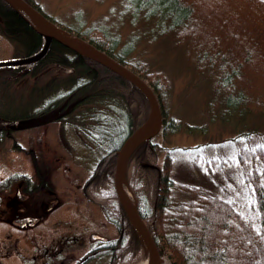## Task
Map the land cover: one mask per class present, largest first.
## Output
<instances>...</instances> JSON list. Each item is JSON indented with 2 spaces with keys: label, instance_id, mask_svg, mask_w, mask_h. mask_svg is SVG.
<instances>
[{
  "label": "trees",
  "instance_id": "1",
  "mask_svg": "<svg viewBox=\"0 0 264 264\" xmlns=\"http://www.w3.org/2000/svg\"><path fill=\"white\" fill-rule=\"evenodd\" d=\"M25 1L65 34L104 52L151 87L161 109L157 135L163 140L178 134L208 136L217 129L234 135L229 142L221 144L264 136V0H127L129 7H125L124 13L130 16L134 32L124 43L119 35L101 28H85L83 22L65 26L46 15L33 0ZM0 17V31L17 45L21 58L43 50L44 35L3 0H0ZM148 40L162 47L164 53L172 51L180 55L185 61L179 67L184 62L183 67L192 70L200 85H210L208 109L201 118L190 116L185 104L181 109L177 104L172 105L173 87L165 72L152 71L147 63L133 58L139 44ZM26 66L34 68L24 76L21 72ZM60 68H70L72 72L48 77L55 69L63 71ZM9 69L12 79L18 78L9 82L7 89L2 85L5 90L0 102V123L4 125H0V136L12 135L13 129L7 124L30 122L63 109L60 118L63 138L66 130L73 128L96 147L104 148L99 167L106 164V172L96 174L91 181L104 180L106 196L115 197L112 183L116 154L150 116V102L143 91L125 77L56 41H52L38 61ZM27 76L38 81L27 87L18 103L10 104L17 107L16 112L4 113L1 105L11 95L8 90ZM69 106L72 108L65 112ZM155 136L142 141L131 152L126 179L137 200L139 214L161 254L172 264H264L261 173L253 167L247 175L260 213L258 232L231 202L205 192L191 200L173 194L177 188L187 191L177 186L173 178L176 152L185 150L163 145ZM163 151L166 154L161 158ZM245 155L255 162L254 152L249 150ZM239 159L242 161L243 156L239 155ZM39 170L36 180L46 181L45 174ZM36 180L14 175L0 182V192L25 182L22 190L33 193L37 200L42 191L33 184ZM92 196L101 200L98 193L93 192ZM111 205L110 200L105 205L110 213ZM1 216L7 217L0 212ZM124 227H128L129 241L125 238L121 259L113 264H132L146 253L142 237L125 216ZM132 248L134 253L130 252Z\"/></svg>",
  "mask_w": 264,
  "mask_h": 264
},
{
  "label": "rangeland",
  "instance_id": "2",
  "mask_svg": "<svg viewBox=\"0 0 264 264\" xmlns=\"http://www.w3.org/2000/svg\"><path fill=\"white\" fill-rule=\"evenodd\" d=\"M33 1L46 15L65 26L83 22L85 28H101L109 34L119 35L122 43L126 42L134 32L133 26L130 25V16L124 13L125 7H129L127 0ZM132 3L130 4L131 9L133 8ZM24 15L36 27L35 21L28 14L24 13ZM70 37L76 43L89 46L84 41L73 36ZM17 48V45L0 31V63L12 62L21 58L17 54ZM167 52L164 53L162 47L148 40L139 44L133 53V58L136 61L147 63L152 71L162 70L165 72L173 87L172 105L177 104L178 109H181L185 104V111L190 116L197 115L201 118L208 109L211 94L210 85L206 83L200 85L201 82L197 80V77H194L192 70H186L183 67L184 62L179 67L184 58L172 51ZM33 68L26 66L21 72L22 75L25 76ZM60 69L63 71L55 69L48 77L69 73L65 68ZM9 70V66L0 67V102L3 90L7 89L9 82L18 78L12 79L8 73ZM46 78L47 76H45ZM37 81V79H30L27 76L23 82L11 87L12 90H8L11 95L8 94V100L1 105L2 111L4 113L16 112L17 107L10 104L18 103V99L22 98L27 87L35 85ZM3 83L5 88L2 87ZM71 108L72 106H69L65 112ZM151 112L152 108L150 116ZM186 112L184 114H187ZM62 114H64L63 109H59L45 118ZM38 120L40 119H34L32 122ZM21 124H25V122L7 124L9 129L14 128L12 135L9 137L0 136V182L14 175H26L36 180L38 176L36 170L41 169L45 174L46 183L51 186L50 189L57 196L59 203L50 214H44L41 210L32 214L31 216H35L39 221L38 226L34 228L23 229L8 223L4 217H0V264H45V260L48 258L43 256V252L46 249H55L58 239L68 232L92 233L97 231L115 235V231L111 229L112 226L107 221L108 217L102 212L103 209L98 204H89L84 191L87 181L99 167L104 148L96 147L90 139L82 137L81 131L80 133L73 128L66 130L63 139L61 136L63 124L60 122L31 129H16V126ZM0 125H4V123H0ZM159 128L160 121L140 143L157 135ZM214 131L208 136L198 137L178 134L169 137L167 141L163 140L161 135L155 136L157 141L163 145L185 150L184 153L176 152L177 160L173 178L177 186L183 187L187 191L177 188L173 190V194L176 193L179 199L191 200V197L197 198L201 192H205L231 202L241 213L243 219L259 232L261 226L258 203L247 175L255 167L261 173L264 183V136H252L246 142L237 141L236 144H228V140L234 136L233 134L220 131V129L213 133ZM212 134L213 138H211ZM226 140L228 141L226 144H221ZM205 144L207 146H201ZM249 150L254 152L255 162H252L250 156L245 155ZM162 153L161 158L165 156L166 151ZM239 155L243 156L242 161L239 159ZM17 185L0 192L1 207L5 206L6 196L15 197L14 195L19 189ZM128 191L132 200L137 204L132 189L130 188ZM88 194L92 198L94 197L92 191H89ZM110 201L113 205L116 198L113 197ZM82 202L84 204L80 206ZM109 214L110 212H108ZM224 239L225 237L221 238V240ZM69 249L64 255L55 257L53 261L59 262L74 251L79 257L78 252L82 251L83 255L88 250V246L86 245L82 250H76L77 247ZM131 253H134V248ZM159 253L161 264H172L166 255L161 254L160 250ZM151 255L153 257L147 247L144 257L139 262L136 261L132 264H144L151 258ZM110 258L111 255L108 253L100 264H109ZM68 264H74V261Z\"/></svg>",
  "mask_w": 264,
  "mask_h": 264
},
{
  "label": "flooded vegetation",
  "instance_id": "3",
  "mask_svg": "<svg viewBox=\"0 0 264 264\" xmlns=\"http://www.w3.org/2000/svg\"><path fill=\"white\" fill-rule=\"evenodd\" d=\"M105 172V168H102L101 166L97 168L93 176L96 174L102 175ZM33 184H36L42 191L37 200L34 199L36 195L22 190L24 185H26L25 182L18 183L17 186L19 189L16 195H14L15 197L6 196L4 202L5 206L0 207V212L7 216L4 220L8 221V223L23 229L34 228L38 226L39 221L35 216H31L32 214L38 213L39 210H41L44 214H50L56 208L59 200L57 199L55 193L51 191V186L48 185L46 181L41 180L33 181ZM105 184L106 182L104 180L100 179L97 181H91L90 179L87 181L84 191L89 204H98L103 209L101 210L106 214V217H108L107 221L112 226L111 229L115 231V235H111V233L103 234L102 232L97 231L92 233L84 232L85 234L76 233L75 231L65 233L58 239L59 241L58 244H56L55 249H46L43 252V256L48 258L45 260V264H68L71 261H74V264H100L103 257H105L108 253L111 255L109 264H112L118 258L121 259L123 242L125 241V238L129 241L128 227H126V229L124 227V214L121 210L119 198L116 195L114 183L112 187L115 191L116 201L111 206V213L108 215L105 205L106 202L112 198L106 196V194H108L106 192L108 191L103 188ZM89 191L98 193L101 200H94L88 194ZM101 192L105 193V196H102ZM110 193H113V191L110 190ZM82 204H84V202H82L80 206ZM86 245L88 246V250H86L83 255L82 251H79V257H77V252L74 251L73 253L67 254L65 259L59 262L53 261L55 257H59L67 253L68 250H70V247H77L76 250H82L86 247Z\"/></svg>",
  "mask_w": 264,
  "mask_h": 264
},
{
  "label": "water",
  "instance_id": "4",
  "mask_svg": "<svg viewBox=\"0 0 264 264\" xmlns=\"http://www.w3.org/2000/svg\"><path fill=\"white\" fill-rule=\"evenodd\" d=\"M3 1H5L8 5H10L13 9L17 10L18 12L21 13L24 12L28 14L36 22V24L42 26L45 29V31H40L35 26L34 27L44 35L46 39V43L41 53L31 57L18 59L12 62L0 63V67L23 65V64H30L36 62L47 53L52 41H56L62 44L63 46L69 48L70 50L74 51L75 53L79 54L80 56L91 59L99 63L100 65L105 66L111 71L125 77L130 82H132L137 87H139L149 99L152 108L150 118L141 127H139L131 136H129V138L125 141L124 145L117 154L114 184L117 191V196L120 200V203L125 213L127 214V217L133 223V225L138 230V232L142 236L143 240L145 241L149 249L152 251L153 254L152 264H160V253L155 243V240L149 228L147 227L146 223L144 222L141 215L137 211L136 207H132L128 204L124 194V183H123V181L125 180L127 161L129 159L132 150L137 145L136 144L135 146H133L135 141L138 139L140 135H143L145 132L152 129L157 122L161 121V109L155 93L153 92L151 87L145 81H143V79H141V77L136 75L129 68L122 65L121 63H119L112 57L108 56L104 52L96 48H93L91 46H90L91 48L90 51L81 49L71 39L70 36L66 35L58 26H56L53 22L47 19L44 15H42L33 6L28 4L25 0H3ZM0 21H2L1 17H0ZM66 71L71 72V69H66ZM59 118L60 116L51 115L49 117L43 118L38 121L27 122L25 124L17 125L16 129L24 130L39 126H44L59 120Z\"/></svg>",
  "mask_w": 264,
  "mask_h": 264
},
{
  "label": "bare ground",
  "instance_id": "5",
  "mask_svg": "<svg viewBox=\"0 0 264 264\" xmlns=\"http://www.w3.org/2000/svg\"><path fill=\"white\" fill-rule=\"evenodd\" d=\"M35 25H36V27L39 29V30H41V31H45V29L42 27V26H40V25H38V24H36L35 23ZM76 43V42H75ZM81 49H83V50H86V51H90V47L89 46H87V45H84V44H82V43H76ZM151 131V129L150 130H148L147 132H145L143 135H140L139 137H138V139L135 141V143H134V145L133 146H135L137 143H139L146 135H148V133ZM123 183H124V194H125V197H126V199H127V202H128V204L130 205V206H132V207H135V202L132 200V198H131V194H130V192L128 191L129 190V188H128V186H127V184L125 183V181H123ZM152 259H153V257H152V255H151V258L149 259V260H147L144 264H151L152 263Z\"/></svg>",
  "mask_w": 264,
  "mask_h": 264
}]
</instances>
